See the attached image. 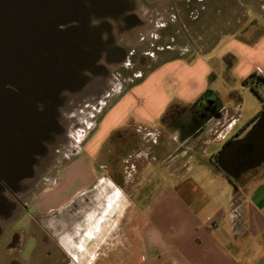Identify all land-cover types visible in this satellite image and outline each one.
<instances>
[{
  "label": "crops",
  "instance_id": "1",
  "mask_svg": "<svg viewBox=\"0 0 264 264\" xmlns=\"http://www.w3.org/2000/svg\"><path fill=\"white\" fill-rule=\"evenodd\" d=\"M247 3L250 4V1ZM205 13L201 14L202 18L209 20L206 24L205 20H200L204 21L200 32L208 30V43L167 54L144 76L136 77L134 83L104 112L82 153L64 170L65 174L82 164L84 150L90 153L92 159H96L104 143L120 130V125L126 120L132 119L137 127L145 130L159 125L169 135L164 145L166 154L163 159L167 161L166 165L174 160L180 162L176 163L170 176L178 178L182 172L189 170L191 163L196 162V212H188L184 208L183 216L145 217L139 222L132 217L135 205L129 197V215L123 219L125 231L108 233L98 240L94 250L86 249L84 243L99 235L96 230L102 217L97 216L98 213L93 214V218L89 216L92 211L87 213L72 233L51 234L58 242L53 246L58 255V261L54 264H62L64 258V264H264V163L257 169L242 171L235 176L220 162L221 159L226 163L232 160L231 154L235 152L237 144L244 143L249 149L248 153H252L250 144L256 146V141L264 139V123L257 125L264 114V9ZM255 15L259 19L256 20ZM223 37H227V40L221 44ZM212 49L216 50L225 65L223 79L228 77L232 84L239 80L261 104V110L254 111L257 113L245 123L239 134L230 138L228 136L235 121L227 120V109L219 105L216 94L210 91L209 81L217 77L215 69L199 55L203 50ZM254 74L259 75L258 81L253 86L244 85L243 81ZM204 94L205 98L214 96L216 102L213 105H208L206 101L197 104L194 106L197 114L190 117L188 109ZM228 96L234 102L233 111L238 113L242 99L235 87L230 89ZM172 106L185 110L168 125L162 118ZM213 141L219 143L218 150L206 156L203 147ZM185 152L191 154L187 165H183ZM89 163L86 170L90 183L80 185L55 210L43 211L44 214L63 209L79 196L93 191L103 177L97 174L96 165ZM243 178L246 180L239 186ZM226 180L234 187V197L239 195V202L234 203L233 199L229 204L223 198L222 190L218 199L210 197V194L217 195ZM58 183L54 187L60 190L61 184ZM113 198L108 199V203L114 201ZM236 208L237 216H234ZM21 235L16 234L17 241L25 240L19 238ZM109 242L112 243L106 252L105 247L109 246ZM14 246L2 250L0 264L28 263L36 253L33 251L24 260L19 253H9ZM112 256L117 258L111 261ZM121 258H124L123 262Z\"/></svg>",
  "mask_w": 264,
  "mask_h": 264
},
{
  "label": "rangeland",
  "instance_id": "2",
  "mask_svg": "<svg viewBox=\"0 0 264 264\" xmlns=\"http://www.w3.org/2000/svg\"><path fill=\"white\" fill-rule=\"evenodd\" d=\"M249 1L250 4L247 3ZM246 8L251 9V12H255L257 9L262 10V8L264 9V0H204L196 2V11H198L196 16L205 15V12H244ZM149 14H152L148 18L154 21V24L148 22L142 27L132 45L124 44L125 38L120 40V43L124 44L129 52L134 50V54L128 59L131 60V65L127 66V60L122 65L110 67V75L105 82L103 91L99 90L95 94L86 95L83 99L74 100L71 98L67 107L62 110V123L66 127L67 135L60 140L57 146L50 148L49 161L42 170L37 172L36 181L30 182L34 189L23 199L28 206L27 211L20 209L14 218L2 224L0 257L3 252L1 244H7L13 234H23L19 238L25 240L14 241L13 245L17 246L13 247L14 250H9L10 254L19 253L24 259L34 251L36 252L34 257L28 263L23 261V264L57 263L58 255L53 247L57 241L51 237V234L55 236L59 233H72L74 227L81 224L87 213L91 211L89 213L91 218L95 213L102 217L96 230L99 233L97 236L99 239L96 237L84 243L86 249L94 250L98 240L108 233L113 231L123 233L125 231L126 226L123 224L125 221L123 219L124 217L127 219L129 215V197L135 205L132 217L139 222L145 217L183 216L184 208L188 212H196V190H194L196 162L191 163L189 170L182 172L178 178L171 177L170 174L174 172L177 160L166 165L167 161L163 159L166 154L164 145L169 135L167 130L161 129L159 125L145 130L137 127V123L132 119L126 120L120 125L118 134L104 143L96 159H92L90 153L84 150L82 164L64 174L65 168L82 153L83 147L94 134L95 127L104 112L114 104L127 87L134 83L137 79L135 75L144 76L147 73L149 69L144 67L146 63L153 67L161 60V48L170 38H174L172 47L178 48V51H182L184 48L189 50L191 44L208 43L207 39L210 37L208 30L204 33L200 32V30L202 31L200 26H204V21L193 23L192 16L182 12L180 13V24L169 23V30L160 31V25L168 23L166 14L162 15L161 12ZM253 17L256 20L259 19L257 15ZM205 19L201 17L200 20ZM151 35H157V37ZM142 38H144L143 41ZM226 40L227 37H223L221 44ZM207 48L208 46H206ZM204 51L200 52V57H203L215 69L217 76L209 81V89L216 94L219 105L227 109V120L235 121L228 136L230 138L239 134V130L257 113L254 111L261 110V104L252 91L243 86L239 80L232 84V80L228 81V77L223 79L225 65L223 60L217 56L215 49ZM146 53H154L159 58L158 61L149 58ZM232 87L236 88L242 99L238 113L233 111L234 102L228 96ZM177 117H179V113H173L172 117L165 119V123L169 125ZM218 147L219 143L216 141L210 142L209 145L203 147L205 155H210L212 151L218 150ZM221 149L222 147L219 148V150ZM183 156L185 158L183 165H187L191 154L185 152ZM89 162L96 165L97 174L103 177L95 185L93 191L87 195L79 196L63 209L44 214L43 211L55 210L80 185L90 183L86 170V164H90ZM245 180L246 178H243L238 185L242 186ZM57 183L61 184L60 190L54 187ZM222 184L217 195L210 194V197L218 199L222 190L223 198L231 204L235 196L234 187L227 180ZM44 189L45 191H43ZM41 191L43 192L36 198ZM114 193L116 196L113 198ZM111 197L114 201L108 203V199L111 200ZM119 218H121V224H119ZM114 228L115 230H113ZM111 243L109 242V246L106 245V252H108ZM110 258L112 261L117 257ZM62 261L61 263L64 264L66 258ZM120 261L123 262L124 258H121Z\"/></svg>",
  "mask_w": 264,
  "mask_h": 264
},
{
  "label": "water",
  "instance_id": "3",
  "mask_svg": "<svg viewBox=\"0 0 264 264\" xmlns=\"http://www.w3.org/2000/svg\"><path fill=\"white\" fill-rule=\"evenodd\" d=\"M120 2L0 0V216L14 211L5 193L28 195L50 148L67 135L61 112L71 97L108 75L100 60L114 52L110 21L124 14ZM255 143L264 149V139ZM258 151L247 154L243 172L264 163Z\"/></svg>",
  "mask_w": 264,
  "mask_h": 264
},
{
  "label": "flooded vegetation",
  "instance_id": "4",
  "mask_svg": "<svg viewBox=\"0 0 264 264\" xmlns=\"http://www.w3.org/2000/svg\"><path fill=\"white\" fill-rule=\"evenodd\" d=\"M204 0H121L120 5L121 9L124 12L121 18H119L117 21H110V25L112 27L111 35L113 40V50L110 55L104 54V57L100 60V63L106 67L108 70V75L97 78L92 84L88 85L85 88V93L83 95H74L71 98L74 100H78V98H84L86 95H92L99 90L103 91L105 87V82L107 81L110 71V67L119 66L123 63H126L127 60L134 54V50L128 51L124 44L132 45L135 42L136 37L138 36V31L144 27L148 22L153 23L151 19L148 17L152 14H149L151 12H161V14H166L168 18V23H162L160 25L161 30L160 31H167L169 30L170 24L169 23H181V14L182 12L187 13L188 15L192 16L193 23L200 22V19L202 15L196 16V2H202ZM193 6V7H192ZM192 7V8H191ZM227 11H229L227 9ZM232 11V10H231ZM147 15V16H146ZM143 16H146V18H143ZM136 19L135 21H132V19ZM209 18L205 20V24L208 22ZM135 22V23H133ZM182 26V25H181ZM207 27V25H206ZM208 28V27H207ZM185 31V30H184ZM140 35V34H139ZM157 37V35H151ZM176 37V36H175ZM121 38H125L126 42L124 44L120 43ZM142 41L144 38L141 39ZM174 44V38H170L166 44L163 45L161 48V54L162 58L161 60L166 58L167 54L173 53L175 51H178V48L172 47ZM191 48H194V44H191ZM123 52L126 56V58L122 61H120V55H118V51ZM193 50V49H191ZM121 54V53H120ZM146 55H149V58L155 59L158 61V57L155 56V54L146 53ZM153 60V61H155ZM160 60V61H161ZM159 61V62H160ZM158 63V62H157ZM142 64V63H141ZM131 65V60H128L127 66ZM146 68H148L150 71L152 67L148 63L145 64ZM147 71V72H148ZM143 75L137 74L135 75V78L142 77ZM229 145V143H227ZM235 149V152L232 153V160L229 163H226V161L221 159V164L224 165L233 175H238L242 170L250 166V160L247 158V153L249 149H246V145L244 143L237 144ZM249 148H251V152H257V155H262L264 152V149L262 147H257L254 144H250ZM43 169V168H42ZM41 169V170H42ZM6 197L10 200V202L14 205V211L12 213V216L9 218H6L4 215L0 216V228L2 229V224L8 222L14 216L17 215V213L20 211V209L27 211L28 206L24 203L23 199L27 195H20L16 196L9 192L5 193ZM237 208L234 209L233 213L234 216H237ZM2 233V232H1ZM0 233V236H1ZM16 234H13L8 239V243L1 244V250H6L9 247L14 246L13 243L16 241Z\"/></svg>",
  "mask_w": 264,
  "mask_h": 264
},
{
  "label": "trees",
  "instance_id": "5",
  "mask_svg": "<svg viewBox=\"0 0 264 264\" xmlns=\"http://www.w3.org/2000/svg\"><path fill=\"white\" fill-rule=\"evenodd\" d=\"M258 76L257 74H254L250 77H248L246 80L243 81V84L245 85H249V86H253V83L257 82L258 81ZM205 95L204 94L202 97H200L197 102H195L189 109V115L190 117L193 116L195 117V115L197 114L195 112L196 109H194V106H196L197 104H200V103H205ZM185 109L184 108H180V106H172L171 108L168 109V111L165 113V115L163 116L162 118V121H165V119L167 118H170L172 117L173 113L175 114H178L182 111H184ZM256 119V118H255ZM252 122V121H251ZM118 134V131L116 133H114L110 138H114V136H116Z\"/></svg>",
  "mask_w": 264,
  "mask_h": 264
}]
</instances>
